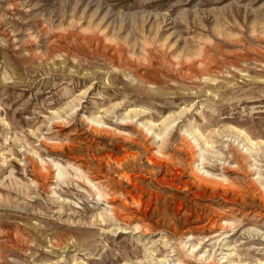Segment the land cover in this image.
Returning a JSON list of instances; mask_svg holds the SVG:
<instances>
[{"label": "rangeland", "instance_id": "1", "mask_svg": "<svg viewBox=\"0 0 264 264\" xmlns=\"http://www.w3.org/2000/svg\"><path fill=\"white\" fill-rule=\"evenodd\" d=\"M0 264H264V0H0Z\"/></svg>", "mask_w": 264, "mask_h": 264}]
</instances>
